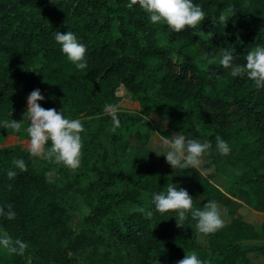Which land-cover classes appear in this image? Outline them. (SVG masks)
Listing matches in <instances>:
<instances>
[{"label":"trees","instance_id":"trees-1","mask_svg":"<svg viewBox=\"0 0 264 264\" xmlns=\"http://www.w3.org/2000/svg\"><path fill=\"white\" fill-rule=\"evenodd\" d=\"M128 3L0 0V122L22 120L28 95L39 89L42 107L64 109L65 118L84 127L76 169L34 158L28 145L1 144L8 134L27 137L28 121L19 133L0 127V207L16 213L11 220L0 215V233L28 244L23 255L0 249V264H177L201 249L204 264H253L247 253L253 247L264 257L259 217L255 223L225 209L230 218L224 226L204 235L190 213L178 227L176 212L155 210L152 195L167 184L186 189L200 209L216 200V185L193 168L178 172L151 162L146 144L153 128L141 117L160 113L169 130L208 140L206 163L227 187L246 189L251 207L264 212V88L220 65L226 48L243 65L249 51L264 46V0H193L205 19L196 30L179 33L163 21L151 24L147 12ZM221 13L229 18L226 25L212 20ZM233 25L246 29L242 37ZM58 31L73 32L86 46L84 70L62 52L53 35ZM122 87L124 94L118 93ZM106 107L120 120L115 131ZM216 136L229 144V154L216 150ZM112 156L127 166L116 168ZM14 158H23L28 170L15 168ZM9 170L17 173L12 179ZM76 190L84 210L72 227L68 196Z\"/></svg>","mask_w":264,"mask_h":264},{"label":"clouds","instance_id":"clouds-1","mask_svg":"<svg viewBox=\"0 0 264 264\" xmlns=\"http://www.w3.org/2000/svg\"><path fill=\"white\" fill-rule=\"evenodd\" d=\"M138 5L149 14L151 24L166 22L167 26L174 32H181L185 28L196 30L197 26L205 19L202 7L194 4L193 0H130L126 6L132 8ZM218 25H226L229 18L221 13L218 18H212ZM55 41L61 45L62 52L66 54L77 69L84 70L87 67L85 60L86 46L78 42L77 36L68 31L55 32ZM206 59V58H204ZM246 63L243 65L234 63V56L231 50L225 49L220 60V65L224 69H230L232 77H243L254 81L256 87L264 88V46H256L249 51L245 57ZM211 63V61H209ZM45 97L39 89L33 90L27 97L28 108L22 120L5 119L0 122V127L11 129L14 132H21L23 121H28V126L24 129L29 137L28 152L32 157H40L57 165L63 164L69 169L79 167L82 154V137L84 131L83 123L79 119L65 118L64 109L58 112L55 108L46 109L38 103ZM105 111L111 116L113 121L112 131L120 126L116 111L111 107H106ZM216 150L221 155H227L231 151L229 144L220 136H216ZM51 146L46 147L48 141ZM162 147L165 149L163 155L166 161L173 167L199 169L201 157L206 151L212 148L208 140L201 142L198 139H187L184 135H177L171 140H162ZM157 153V152H156ZM158 155H161L157 153ZM15 168L21 172H26L27 165L23 158H14L12 161ZM54 171V170H53ZM10 179L17 173L9 170L7 173ZM51 179L52 174H46ZM152 204L155 210L161 214L173 211L177 213V226H184L183 222L190 213L191 218L196 221V230L200 234L208 235L216 232L224 226L221 218V208L214 200L208 201L203 209L193 207V198L184 188H177L174 184H167L166 190L153 193ZM134 211L145 214L147 217L153 215L152 211L143 207H137ZM0 215L8 219H14L16 213L11 206L8 210L0 207ZM28 248V244L17 238H13L7 231L0 233V249L9 254L23 255ZM177 264H204L199 259L198 254L193 251L187 253Z\"/></svg>","mask_w":264,"mask_h":264},{"label":"rangeland","instance_id":"rangeland-1","mask_svg":"<svg viewBox=\"0 0 264 264\" xmlns=\"http://www.w3.org/2000/svg\"><path fill=\"white\" fill-rule=\"evenodd\" d=\"M232 30L235 32V34L238 37H242V34L246 31V29H243V30L238 29L235 25L232 26ZM252 36H254V34H252ZM118 93L124 94L125 93L124 88L123 87L120 88ZM141 117H144L149 122L151 127L153 128V132L150 133L149 135H147V136H149V139H148V142L146 144L147 147L149 148L150 152L152 153L151 162H154L157 164L160 163V165H162L166 168L173 169V167L166 161L165 155H163L165 149L162 147V140H164V139L171 140L172 138H174L177 135H184L187 139H189V136L187 134H184V133H176V132L169 130L166 127V123H165V119H164L163 115L160 113L149 112L148 114L141 116ZM132 140H133V137H129L128 142L131 143ZM14 143H18V144H21L23 146L28 145L29 137L27 136L25 138H19L15 134H8L5 136V139L3 140V142L1 144L7 145V144H14ZM156 152L161 154V155H158ZM119 157H121V156H119ZM111 160H112V163L114 164V166L116 168L127 166V162L123 161V159H121V158H116V157L112 156ZM206 161H208V158H207L206 153H205L201 157V164L199 166V169L193 168V174H195V175H206V173H207L209 178L213 182H215V183L219 182L220 184L224 183L225 180L223 178H221L219 175H217L216 172L214 171V168L212 167V165H209L208 163H206ZM202 166H204V167H202ZM176 170H178V172H182L184 170V168L179 169L177 167ZM224 184H226V183H224ZM68 199L70 201V206H69V212L71 215L70 224L72 225V227H76V225L82 221L83 210H84L83 198H82L81 193L78 190H76V191H72L69 194ZM225 209H229V208H225ZM225 209L222 208L221 218L223 220H228L230 218V215L228 212L225 211ZM198 239L203 245L206 244V237L205 236L198 235ZM193 251L194 250L189 251L187 253H191ZM195 252L198 254V257H201V256H204V254L206 253V250L201 249V250L195 251ZM254 254L255 253L249 254V257L252 258L253 264H264V258L261 255H258L257 257H252V256H254ZM152 264H162V263L157 260V261L152 262Z\"/></svg>","mask_w":264,"mask_h":264},{"label":"crops","instance_id":"crops-1","mask_svg":"<svg viewBox=\"0 0 264 264\" xmlns=\"http://www.w3.org/2000/svg\"><path fill=\"white\" fill-rule=\"evenodd\" d=\"M217 183L214 182V184L216 185V188L214 190L216 196L215 201L220 206L221 211L222 208L237 210L241 212L247 220L255 223L257 221L255 220V218L259 217L258 222L260 223L264 235V212L256 211L251 207L252 199L249 192L246 189L237 186L227 187L224 183ZM251 243L255 246L258 242L252 241ZM254 249L255 247H253L251 251L247 252L248 256L250 253H255L252 257H257L258 255H260L259 252Z\"/></svg>","mask_w":264,"mask_h":264}]
</instances>
